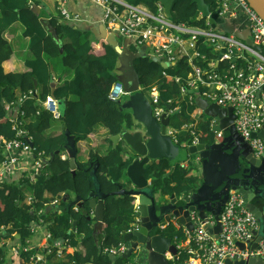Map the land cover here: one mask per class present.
<instances>
[{"label": "trees", "instance_id": "obj_1", "mask_svg": "<svg viewBox=\"0 0 264 264\" xmlns=\"http://www.w3.org/2000/svg\"><path fill=\"white\" fill-rule=\"evenodd\" d=\"M121 1L143 6L153 13L157 11L159 2ZM205 1L214 12L215 0ZM34 7L40 9L39 14L33 12ZM45 7L41 0H0V140L15 138L10 119L30 120L24 126L26 137L34 146L29 158L32 163L38 157L49 160L46 173L44 164L36 170L34 183L23 177L0 184V264H27L26 254L10 256V251L29 247L37 229L39 233L50 234L51 242L67 241L74 249L80 239L83 253H63L57 264H109L110 258L104 250L122 243L124 235L135 222V198L108 196L104 200L103 230L97 232L93 228L95 220L91 218L88 196L96 183L103 194L118 191L119 185L125 188L127 167L136 157L124 145L112 149L108 138L105 139L108 146L106 154L99 155L90 150L87 161H75L74 169L68 159L55 152L64 148L72 150L78 142L87 141L96 125L102 126L108 137L133 128L132 116L123 110L121 102H113L109 98L112 86L119 81V56L106 40L86 38L88 31L70 24L60 15L49 20L59 39V43L56 42L42 24ZM195 12L196 6L191 0H176L172 7L173 21L176 24H192ZM16 24L22 27L21 39L27 43L28 56L20 61L23 70H9L10 60L16 51L7 35ZM200 25L203 26L204 22ZM129 42L128 50L137 53L138 48ZM54 61L62 67L59 78L70 74V79L56 88L53 94L60 104L57 121L42 107L55 82ZM133 66L143 94L146 95L151 86H157L161 104L179 98L181 84L172 82V78L179 76L184 79L189 72L184 61H180L179 67L162 69L148 56L137 58ZM71 96H76L77 100H70ZM8 106L9 110L6 109ZM194 111L193 104L182 102L179 111L171 115L168 126L172 131H178L184 123L191 121ZM54 123L59 125L61 133L48 138L45 134ZM197 129L200 143L215 141L209 121H202ZM179 142H189V139L180 138ZM20 152L15 154L21 155ZM8 158V153L3 152L0 146V164ZM170 169L165 159L147 168L145 176L155 192L181 196L196 188L200 180L199 170H188L179 165L171 173ZM26 186L32 191L34 199L30 205L23 202V188ZM65 195L73 196V200ZM56 198L62 199L60 207L49 210L50 203ZM76 198L83 203L74 212L72 204ZM41 219H45L44 223H40ZM172 228H167L162 234L173 238L176 233ZM177 235L183 238L182 232ZM125 261L120 258L114 264Z\"/></svg>", "mask_w": 264, "mask_h": 264}, {"label": "built area", "instance_id": "obj_2", "mask_svg": "<svg viewBox=\"0 0 264 264\" xmlns=\"http://www.w3.org/2000/svg\"><path fill=\"white\" fill-rule=\"evenodd\" d=\"M87 1L101 11L99 23L107 32L116 33L123 40H130L137 48H145L148 57H157L170 67H179L180 61H184L189 67L184 79L179 76L172 78V82L181 84L179 98L161 104L159 88L155 85L145 95L157 122L163 115L170 121L171 115L179 111L182 102L194 105L195 111L191 114L190 122L184 123L175 132L170 126L166 127V134L178 146L187 148L200 143L197 127L202 121H209L216 142L222 139L223 130H214L219 126V121L212 115H205L203 110L195 106L194 101L198 96L208 104H216L222 109L232 108L236 132L250 146L254 159H264V141L253 138L264 127V21L246 0H215L219 17L225 22H239L229 33L220 30L219 25L212 27L209 16L203 18L202 12L192 18V24H176L173 16H166L160 3L153 13L143 6L128 5L121 0ZM57 5L63 20L73 25L82 21L80 15L68 10L66 0H57ZM202 22L203 26L200 25ZM239 33H247L245 40L251 39L252 46L239 41L236 36ZM140 90H143L142 86ZM125 95L123 86L116 82L109 98L113 102H121ZM166 106H169L168 110ZM42 107L55 119L59 118L57 101L52 96L46 97ZM6 109L9 110V106ZM10 122L15 138L11 141L0 140L3 152L8 153L9 157L2 164L5 170L16 163L15 152L30 155L34 150L30 147V139L26 137L23 120L12 118ZM180 138H188L189 142H179ZM42 158L44 157H38ZM43 164L46 162H38L36 170ZM180 166L193 170L187 163H181ZM195 168L199 167L196 165ZM0 176H3L2 172ZM29 181L35 182L34 175ZM60 205L61 199H54L49 206L57 209ZM134 209L137 211L136 204ZM73 211L77 212L78 207L74 206ZM191 218L194 223L192 231L180 228L171 217L173 221H162L158 225L160 233L172 225L183 233V238L175 235L171 240L176 255H165L171 264H226L227 261L234 263L251 259L264 262V236L253 248L259 224L237 191H229L219 221L213 216H207L203 220L194 212ZM44 220L41 219L40 223H44ZM217 222L220 224V232L214 237L208 228H213ZM138 228L139 219L135 217V222L127 232ZM51 239L50 234L44 233L43 241H47L48 245H43L42 250H38L40 254H31L33 247L30 244L23 249H12L11 253L26 254L27 264H52V258L67 253L71 247L67 241L54 243ZM238 244L244 247L241 248ZM128 247V243L123 241L115 247L106 248L104 254L109 258L116 257L117 260L122 258ZM126 260L120 264H132L129 258ZM115 261L110 260L109 264H114Z\"/></svg>", "mask_w": 264, "mask_h": 264}, {"label": "water", "instance_id": "obj_3", "mask_svg": "<svg viewBox=\"0 0 264 264\" xmlns=\"http://www.w3.org/2000/svg\"><path fill=\"white\" fill-rule=\"evenodd\" d=\"M175 1L159 0L169 18L172 17V7ZM191 2L196 6L194 17L202 12L203 18L209 16V23L212 27H215L216 24H224L223 19L218 16V12L211 13L210 5L205 0H191ZM247 2L264 21V0H247ZM33 12L39 14L40 9L34 7ZM42 24L52 38L59 43L55 28L50 26L49 21L42 20ZM89 31L95 40H106L117 52L120 64L119 83L126 93L121 104L123 110L130 114L134 120L131 130L109 136L108 139L112 143V149L124 145L136 157L126 170V177L132 185L131 189L119 185L118 191L103 194L96 183L95 189L89 194L87 201L89 208L93 211L94 231L102 232L103 230L104 200L108 196L135 198L137 204L135 215L139 218V228L124 235L123 240L128 243L129 247L122 257L124 259L129 258L132 252L144 249L147 252L149 264H170V260L165 255L175 256L176 249L170 244L171 239L169 237L155 234L158 224L163 220L169 221L170 216H172L178 225L192 231L194 223L191 214L193 212L197 213L203 220L207 216H213L216 221H219L220 214L228 199V193L230 190H234L243 197L247 209L259 224L255 243L252 245L253 248L256 247L257 242L264 236V159H254L250 146L236 132L233 125L235 117L232 108L222 109L216 104H208L201 97H197L195 105L203 110L207 116L212 115L215 120L219 121V126L215 127L214 130H223V136L220 142L199 143L196 146L181 148L166 134L169 118L163 115L161 120L157 122L152 115V108L147 97L140 90L141 84L133 62L137 58L147 57L145 49L138 48L137 53L134 54L128 50L126 45L119 46L118 35L107 32L102 25ZM246 42L252 44L251 40ZM149 60L159 64L162 69L170 67L157 57H149ZM55 86L56 83H52V97L54 92L52 90ZM57 105L60 108L58 102ZM166 108L168 110L169 106ZM253 138L264 141V127L259 133L254 134ZM29 144L31 148H34L32 142ZM239 144L242 146L241 151H237ZM58 153V151L55 152V154ZM191 157L197 161L200 171V180L194 190L181 196L175 194L166 196L151 188L150 181L145 175L147 168L152 163L163 159L167 160L171 166L169 172L171 173L177 165L187 163ZM69 162L74 169L75 160L73 156ZM243 164H246L248 168H244ZM95 171L96 168L93 170V174ZM258 172L263 177L262 179L257 178ZM169 173L166 175L167 177ZM82 203L79 198H76L72 206L80 207ZM208 231L217 237L220 232L219 222L213 228H208ZM16 237L19 238L18 235ZM238 245L241 248L244 247L242 244ZM110 259L116 260L115 257H110ZM226 264H264V262L259 259H251L234 263L227 261Z\"/></svg>", "mask_w": 264, "mask_h": 264}, {"label": "crops", "instance_id": "obj_4", "mask_svg": "<svg viewBox=\"0 0 264 264\" xmlns=\"http://www.w3.org/2000/svg\"><path fill=\"white\" fill-rule=\"evenodd\" d=\"M41 2H43L46 6L45 7L46 10L44 12L45 15H43L42 20L49 21L51 17H57L58 15H60L59 10H58L57 0H41ZM66 6L71 13L80 15L82 18V21L78 24H75V26L85 31H88V35L86 38L91 37L92 39H95L93 34L89 30L92 28H96L100 25L99 20L101 18V11L99 10V8H97L94 4H92L91 2L87 0H66ZM228 23H229V26L226 30H229V31L235 28L239 24L238 21H230ZM21 33H22V27L16 24L12 27L10 33L7 35V38L11 39V43L16 51V53L13 55L12 59L10 60L9 70H23V66L20 61L23 60L24 57L28 56L27 51H26L27 43L22 41ZM236 36L239 41L245 42V38L248 36V34L239 33ZM129 43L130 42L128 40H125V41L123 40L122 44L118 42L119 46H122V45L127 46L129 45ZM52 68L54 70V80L56 83L54 90H52L53 92L55 91L56 88L62 85L66 80L70 79V74L63 76L62 78H59L58 75H60L59 72L62 70V67L56 61L52 62ZM119 68H120V65L118 66V70ZM50 96H52V94H50ZM53 98L56 101L58 100L54 96ZM70 100L76 101L77 97L71 96ZM57 120L58 119H55V121ZM28 121H23L22 122L23 126H25ZM60 129L61 128L59 127V125L57 123H54L52 127L46 132L45 136L48 138L57 136L59 135V133H61ZM106 138H108V134L106 130L102 126L96 125L94 127L93 133L89 136V139L87 141L78 142L72 148L73 151L69 150L68 148H64L62 151L59 152V154H61L64 159L70 160L71 156H73V159L76 162H86L90 150L97 152L99 155L106 154L108 150V146L105 141ZM14 157L17 158V161L16 163L12 164L10 169L5 170V166L0 164V170L3 174L1 178L2 181L0 184H2L3 181L11 182V181L19 180L20 178H23V177L30 180V178L36 172L38 162H41V161L46 162V163L49 162L47 158H42V159H38L37 163H35V161L32 163L31 158H29V155H26V154L18 155L14 153ZM19 158H23L24 160H20ZM186 169L189 170L188 167ZM46 172H47V167L45 168V173ZM124 182H125L126 188L131 189L132 185L130 184V182L127 180H124ZM23 195H24L23 202L25 204L30 205L34 201L32 191L30 190L28 186L23 188ZM65 196L73 200V196L71 195H65ZM43 235H44L43 232L39 233L38 230L35 231L33 238L29 242L30 246L33 247L31 254H40V251L42 250V246L48 245L47 241H43ZM77 241H78L77 248L76 249L71 248L67 253H65L66 255H71L75 251L79 253H83V248L81 246L80 239H78ZM37 249L40 251L37 252ZM62 255L60 257L52 258L51 263L57 264L58 262H60ZM144 260H145V264L146 262L148 263L147 254Z\"/></svg>", "mask_w": 264, "mask_h": 264}, {"label": "rangeland", "instance_id": "obj_5", "mask_svg": "<svg viewBox=\"0 0 264 264\" xmlns=\"http://www.w3.org/2000/svg\"><path fill=\"white\" fill-rule=\"evenodd\" d=\"M229 26V23L228 24H225L223 26H220L219 29L220 30H223L225 31V33H229V30H226ZM118 42L122 44L123 42V39L122 38H119L118 39ZM120 65V64H119ZM118 75H120V71L118 70ZM60 108H58V111H59ZM206 115V113H205ZM133 119V118H132ZM133 123H134V120H133ZM187 164L189 165V167H191L193 170H199V168H195V166L197 165L196 164V160H194V157H191L188 159L187 161ZM198 166V165H197ZM199 167V166H198ZM171 218H173L171 216ZM174 230V233H176L175 235L178 234V230H176L175 228H172ZM146 251L144 249H138L137 252L135 254H132L130 257H129V261L132 263V264H145V258H146Z\"/></svg>", "mask_w": 264, "mask_h": 264}, {"label": "clouds", "instance_id": "obj_6", "mask_svg": "<svg viewBox=\"0 0 264 264\" xmlns=\"http://www.w3.org/2000/svg\"><path fill=\"white\" fill-rule=\"evenodd\" d=\"M247 1V0H246ZM159 3V2H158ZM252 8V7H251ZM211 11V10H210ZM214 12H217L216 10L214 11ZM211 13H213L212 11H211ZM172 16H173V14H172ZM221 18V17H220ZM223 19V18H222ZM224 21V20H223ZM225 24H228V22H225L224 21V24L223 25H225ZM216 25H219V26H223V25H220V24H216ZM215 25V26H216ZM231 31V30H230ZM248 40H251V39H247V40H245V43H247L246 41H248ZM252 43V42H251ZM248 44V43H247ZM249 46H252V44H248ZM119 82V81H118ZM198 97V96H197ZM196 106V105H195ZM197 107V106H196ZM177 113V112H176ZM211 116V115H210ZM31 142V141H30ZM59 152V151H58ZM1 164H3V162L1 163ZM46 165H47V163L44 165V167H46ZM181 165V164H180ZM181 167V166H180ZM0 172H1V170H0ZM2 176H0V183H1V181H2ZM191 192V191H190ZM189 192V193H190ZM56 199H60V198H56ZM61 203H62V199H61ZM135 204H136V200H135ZM137 205V204H136ZM74 206H76V207H78L77 205H74ZM74 206H72V209H73V207ZM49 208H51V210H53V208L51 207V206H49ZM58 209V208H57ZM55 210V209H54ZM92 211V210H91ZM136 213H137V211H136ZM135 213V214H136ZM135 217H136V215H135ZM171 217V216H170ZM91 218H93V211H92V216H91ZM138 218V217H137ZM94 219V218H93ZM139 219V218H138ZM174 219V218H173ZM172 219H169V221H171ZM175 220V219H174ZM163 221H165V220H163ZM173 221V220H172ZM176 221V220H175ZM168 222V221H167ZM161 223V222H160ZM159 223V224H160ZM174 223V222H173ZM158 224V225H159ZM176 224H177V222H176ZM178 225V224H177ZM178 226H180V225H178ZM172 227L173 228H175L173 225H172ZM180 228H184V227H182V226H180ZM176 229V228H175ZM177 230V229H176ZM179 231V230H178ZM127 233H129V232H126V234ZM157 235H162V236H165V235H163L162 233H160L159 231H158V229H157ZM170 238V237H169ZM171 240H173V238H170ZM124 241V240H123ZM125 242V241H124ZM172 246H174L173 244H172V241H171V243H170ZM175 248V247H174ZM12 255V253H11V251H10V256ZM9 256V257H10ZM116 258V257H115ZM123 258V257H122ZM124 259V258H123ZM126 259H128V258H126ZM110 260H112V259H110ZM148 260V259H147ZM147 263V262H146ZM147 264H149V263H147ZM170 264H171V262H170Z\"/></svg>", "mask_w": 264, "mask_h": 264}, {"label": "flooded vegetation", "instance_id": "obj_7", "mask_svg": "<svg viewBox=\"0 0 264 264\" xmlns=\"http://www.w3.org/2000/svg\"><path fill=\"white\" fill-rule=\"evenodd\" d=\"M240 149H242V146L239 144L238 145V149H237V151H239ZM241 151V150H240ZM243 166H244V168H248V166L246 165V164H243ZM258 179H262L263 177L261 176V174H260V172H258V177H257ZM155 234H158L157 233V231H156V233Z\"/></svg>", "mask_w": 264, "mask_h": 264}]
</instances>
